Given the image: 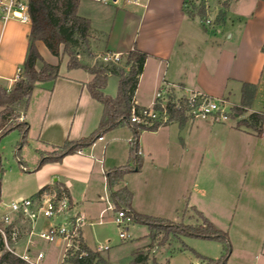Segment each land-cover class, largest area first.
<instances>
[{
  "label": "crops",
  "instance_id": "crops-1",
  "mask_svg": "<svg viewBox=\"0 0 264 264\" xmlns=\"http://www.w3.org/2000/svg\"><path fill=\"white\" fill-rule=\"evenodd\" d=\"M81 1L95 5L89 0ZM185 1L139 0L133 6L100 5V7H106L99 13L109 23L105 29L98 26L95 33L90 27V33H92L90 48L96 55L108 52L121 56L133 48L147 55L133 98L134 104L139 108L151 107L154 94L158 90L166 91L176 98L189 91L200 92L207 96L224 98L229 102L231 115L225 121L227 123L205 120L194 122L187 118L182 125L171 121L155 131H150L148 132L150 136H144L143 139L142 135L140 136L141 132L139 133L140 168L143 163L142 154L145 152L147 156L145 165L150 167L149 173L152 169L157 170L158 164L155 158L160 157L163 148L169 150L170 143H174L176 138L180 139L183 145L179 154L172 156L179 158L178 171L173 167L171 171L162 167L164 171L154 172L156 174L150 177L152 181L148 178V181L144 182L143 189H148L154 182L163 185L168 181L169 184L175 183V190L177 185V190L187 191L192 184L194 197L203 201L205 206L208 201L210 202L208 192L214 185L218 184L224 191L240 185V193L235 199L237 206L234 205V214L228 213L231 216L230 224L228 223V226L224 228L214 226L226 232L231 244L238 240L236 236L240 237L243 248L239 250L241 254L248 255L254 252L253 264H264V0L221 2L214 0L217 3V13L221 10L222 3H227L224 10L225 19L222 23L216 24L214 22L216 13L213 17L205 18L209 19L211 24L209 26L201 24L200 29L194 18L187 17L183 12ZM208 6H210L209 0ZM29 30L30 24L25 25L14 21L2 23L0 20V86L6 90L12 87L16 69L22 66L25 59ZM41 45H43L41 42L35 43L38 53L46 63L58 65L59 77L52 83L38 84L32 91L26 108L18 112L19 120L27 124V141L30 139L37 141L39 145L37 152L46 153L52 151L54 147L63 145L67 140L76 141L93 132L100 120L102 106L91 99L86 90L85 85L91 81L92 75L82 69L68 70L66 58L61 57L59 61L47 50L44 57ZM242 83L254 85L256 93L250 109L237 115L233 112V108L240 103ZM117 87L118 79L115 76H108L103 93L113 98L117 94ZM176 89L180 91V94L176 93ZM253 112L263 115L259 136L236 128L238 119L245 118ZM166 126L167 129H161ZM115 130L107 132L110 133L111 143L118 141ZM129 130L131 135L129 134L125 139L126 145L120 148L119 155L115 154L113 157L106 158L103 152L96 150L98 142H101L105 136L103 135L85 149L86 153H84L85 150H81L63 157L60 162L65 166V170L60 169L58 173L54 172L49 176V180L54 176L59 177V180H53V184L60 185L66 190L71 214L80 213L85 216L83 228L89 227L93 218L100 213L96 209L93 210L89 202L77 201L72 191L73 181L81 179L78 173L83 167L88 165L93 171L97 164L107 189L104 173L124 166L129 160V142L132 138V131L130 128ZM165 131L167 136L163 137L162 134ZM186 142L189 143L188 147ZM192 147L202 149L201 159L197 165L194 162V154H190ZM102 148L104 149V146ZM38 157H40L39 154ZM170 159L164 155L159 161H164L167 166L166 162ZM18 163L20 168L24 167L20 159ZM126 175L121 186L128 189ZM221 182L224 185H221ZM87 183L86 181L85 185ZM46 184L45 186L52 187ZM186 184L188 188L185 187ZM38 191L31 193L30 196H34ZM107 191L110 197V191L108 189ZM248 192H251L253 198H246L249 197ZM257 196L259 201H256ZM190 197L192 198V193ZM232 197L234 199V195ZM17 198L22 197L17 195L13 200ZM110 201L113 205L111 197ZM131 206L132 212L148 215L147 212H139L135 208L134 200ZM6 207L0 201V208ZM187 207L188 201H186ZM112 209L115 211L114 205ZM244 209L248 210L247 213L252 211L249 220L241 219ZM200 210L207 214L205 207L201 206ZM236 212H238L237 216ZM25 224L21 223L16 216L13 218V225L20 230V239L15 245L16 251L17 248L20 250V252L17 251L18 253L28 246H32L30 250L34 247L33 236L28 235L31 229L30 224ZM47 225L38 224L36 221L32 230L36 233ZM83 228L81 239L86 247L93 250L97 245L94 247L90 245L88 235ZM28 241L32 245H29ZM147 244L149 243L143 246ZM53 247L60 250L58 264H70L63 261L62 244L53 243ZM230 255H232L231 251ZM244 259L245 257L241 261L244 262Z\"/></svg>",
  "mask_w": 264,
  "mask_h": 264
},
{
  "label": "trees",
  "instance_id": "trees-1",
  "mask_svg": "<svg viewBox=\"0 0 264 264\" xmlns=\"http://www.w3.org/2000/svg\"><path fill=\"white\" fill-rule=\"evenodd\" d=\"M81 0H27L30 17V30L27 36V51L22 63V72L14 81L12 87L6 90L0 86V138L11 131H18L20 136L19 147L27 143V124L19 120L18 108H26L32 91L38 84L52 83L58 77V65L46 63L38 53L35 43L41 42L49 54L55 58L67 57L66 68L82 69L92 75L87 83L86 90L94 101L102 106V113L96 129L88 136L76 141H65L63 145L54 147L50 152H39L37 167L46 163L59 162L69 154L77 153L89 148L95 141L99 140L107 132L126 125L132 131V138L129 142V160L124 166L116 167L104 173L107 189L115 211L125 209L126 215L131 222L145 225L148 228L147 238L150 250L159 242L161 237L193 238L213 241L221 244L222 254L218 259H206L207 264H226L231 247L226 232L214 226L201 212L190 207L192 216L196 219L194 224L173 223L167 219L149 215L137 214L131 211V192L121 186L124 176L140 168L138 137L143 130L155 131L159 127L176 121L179 125L187 119L184 115L182 102L177 107L172 101L174 96L168 95L165 109L168 113V120L165 123L153 122L150 126H141L130 122L132 110L138 112L141 108L134 104L133 98L137 88L138 78L142 72L143 64L147 55L135 48L124 55L118 56L117 60L102 61L105 55H112L105 52L96 55L90 48V22L78 14V7ZM227 3L223 2L221 10L217 13L214 22L220 24L225 19ZM183 12L189 18L198 17L204 19L206 9L204 0L196 4L195 0H186ZM108 76H115L118 79L117 94L109 97L103 93ZM256 93L252 84L242 83L240 89V103L233 108V112L241 115L250 109ZM155 109H160L156 104ZM263 115L261 113H249L245 118L238 119L236 128L252 132L259 136L262 130ZM46 190H54L57 197L68 196L62 186L54 184L53 187H43L37 193ZM81 250L86 256L63 260L70 264H110L104 261L99 253L92 252L86 247L81 239ZM199 258H202L198 255ZM134 264L148 262V253L133 252ZM0 264H25L12 254H4L0 258ZM167 264V263H166Z\"/></svg>",
  "mask_w": 264,
  "mask_h": 264
},
{
  "label": "rangeland",
  "instance_id": "rangeland-1",
  "mask_svg": "<svg viewBox=\"0 0 264 264\" xmlns=\"http://www.w3.org/2000/svg\"><path fill=\"white\" fill-rule=\"evenodd\" d=\"M202 0H196L198 4ZM210 6H208V0H204V7L206 9L205 18L213 17L217 11V3L214 0H209ZM224 0H220L221 2ZM230 2V1H229ZM84 1H81L80 7L78 9V14L81 17H84L90 21L91 30L98 29L100 26L102 29H105L108 26V21L102 17L99 4H88ZM120 7V6H119ZM204 18V19H205ZM198 17H194L197 27L200 29L202 21ZM208 28V27H206ZM92 33H90L91 35ZM95 34H93L94 36ZM225 37V32L223 34ZM224 37L223 40H224ZM90 41V38H89ZM42 54L45 57L46 48L41 45ZM66 58V56H62ZM57 58L59 61L62 59ZM21 66H19L20 68ZM177 94H180L178 89L175 90ZM147 108V107H146ZM22 108L17 110L20 111ZM194 122L204 121L200 119H194ZM208 121V120H205ZM230 121V120H229ZM228 121V122H229ZM227 123V122H225ZM175 127V125H173ZM168 127H162L161 129H167ZM118 141L110 142V133H106L102 138L101 142H98L96 150L100 153L103 152L105 157H113L115 154L119 155L121 151L120 148H124L126 145L125 139H127L130 134V130L126 125L118 127L116 130ZM150 131L143 130L140 133L142 139L144 136L149 137ZM113 134V133H112ZM131 135V134H130ZM162 136H167L166 131L163 132ZM140 138V139H141ZM176 138V136H175ZM20 136L18 132H10L7 135L0 138V201L6 207L17 195H20L22 198L31 197V193H35L40 188L44 187L48 183L49 186L53 187V180L58 179V176H54L49 180V176L55 173H58L59 170H65V166L61 162L46 163L37 167L38 162V152L39 148L38 142L32 139L27 141L26 145L19 147ZM194 144V143H193ZM189 145L186 142V146ZM104 146V149L102 148ZM101 147V149H100ZM183 147L180 139L176 138L174 143H170V149L163 148V153L155 158V162L158 164L156 166L157 170L152 169L149 173L150 167L145 165L147 161L146 153L142 154V165L137 172L128 173L126 176V181L128 182V189L132 193V199L134 200V206L137 210L145 211L148 215L163 217L173 223L179 224H194L196 221L192 217V212L190 210L191 206H194L197 210H200V207H205L207 214L203 213L206 218H208L215 226L224 228L228 226V223L231 222V216L228 213L234 214V205L237 206L236 197L240 193V185L234 189H228L224 191L220 189L218 184L211 187L210 191L208 189L210 202L204 206L205 203L196 199L194 192H192V184L189 189L187 184L186 190H176L174 188L175 183L169 184L168 181L161 183L154 182L148 189H143L144 182L151 180V175H155L154 172L164 171L162 167L166 170L171 171L178 168L179 158H173L174 154H179V151ZM188 147V146H187ZM87 150L84 151L86 153ZM194 154V162L196 165L201 159V148H191L190 154ZM98 154V153H97ZM164 155L173 160H169L167 166L164 161L161 160ZM21 160L24 164L25 171L23 172L20 168L18 160ZM174 163V165H172ZM99 165L95 164L94 170H90V166L82 168V171H79L78 176L80 180L73 181L72 191L74 197L80 203L89 202L93 210H97L100 213L99 216L93 218L92 224L88 227L83 228L84 232L88 235L89 243L91 246L96 245H109V249L102 253H99V256L106 262L110 264H134L133 261V252L139 253H148V262L142 264H207L206 259H218L222 254V246L219 243L201 239L193 238H180V240L172 237H161L159 242H157L154 247L150 250L146 248V243H149V239L146 237L148 234V228L145 225L130 222L125 226H116L113 222L114 217L116 216L117 211H114L113 205L110 201L109 193L104 186V180L99 170L97 169ZM67 170V169H66ZM92 171V173L90 172ZM178 171V169H177ZM88 176V177H87ZM190 176H193L190 174ZM58 177V178H57ZM87 177V178H86ZM86 181L88 182L87 185ZM152 181V180H151ZM221 185H224L221 182ZM51 188V187H50ZM243 192V191H242ZM192 193V198L190 197ZM178 194L180 195L178 197ZM242 194V193H241ZM249 197L253 198L251 192L247 193ZM234 195V199L233 196ZM243 195V194H242ZM190 197V198H189ZM243 198V197H242ZM258 199V200H257ZM256 201H259L257 196ZM186 201H188V207L186 208ZM131 202V205H132ZM193 202L195 203L193 204ZM234 203V204H233ZM233 204V205H232ZM252 206V205H251ZM250 206V207H251ZM132 207V206H131ZM253 208V207H251ZM125 211V209H121ZM136 210V211H137ZM238 211V209H237ZM3 212H8L7 207L4 209L0 208V217ZM248 210L244 209V213L241 214V219L249 220L251 218V212L247 213ZM144 213V212H141ZM238 212H236L237 216ZM262 214V212H261ZM217 215V216H216ZM228 215V216H227ZM263 215V214H262ZM9 217L13 219L15 215L13 213L9 214ZM225 217V218H223ZM236 218V217H235ZM233 218V220H235ZM255 221V220H254ZM38 224L44 223L49 224L50 221L45 219H39ZM24 225H26L24 223ZM23 225V226H24ZM125 232L128 237L125 240L118 238L119 232ZM261 234V233H260ZM237 241L231 244L232 255L228 256L226 264H253L254 263V252L252 254L243 255L241 254L240 249H243L241 246V238L236 236ZM34 247L30 250L33 253L38 251L42 252L44 258L41 264H58V257L60 250L53 247V243H48L40 240L38 237L33 236ZM233 245V246H232ZM143 246V247H142ZM32 246H30L31 248ZM233 249V251H232ZM17 251L20 252V250ZM201 256L202 258L198 257ZM104 258H103V257ZM244 262L241 261L244 258ZM105 258L107 260H105Z\"/></svg>",
  "mask_w": 264,
  "mask_h": 264
},
{
  "label": "built area",
  "instance_id": "built-area-1",
  "mask_svg": "<svg viewBox=\"0 0 264 264\" xmlns=\"http://www.w3.org/2000/svg\"><path fill=\"white\" fill-rule=\"evenodd\" d=\"M102 6L123 5L133 6L139 0H89ZM0 20L2 23L14 21L20 24H30L27 0H0ZM203 26H209L211 21L204 19ZM117 55H105L102 61L117 60ZM22 69L17 68L15 80L18 79ZM170 93L158 90L153 97L152 106L141 108L138 112L132 110L130 122L141 126H150L153 122H167L169 116L165 109V104ZM184 108L183 112L186 118L190 120L200 119L208 120L214 123H222L229 119L231 115L230 104L224 98L211 97L200 92L189 91L179 97H174L172 103L177 107ZM156 104L160 109H155ZM25 171V168L21 166ZM8 212L0 217V258L8 253L19 258L25 264H41L44 255L38 251L33 253L30 247H26L21 253L15 249V245L20 239V230L13 225V219L9 217L13 213L19 218L21 223H29V236L38 237L40 240L48 243L62 244V258L77 257V259L86 256V252L80 251L81 230L85 225V216L80 213H72L70 203L66 196L57 197L54 190H46L28 198H17L7 205ZM39 219L50 221L46 227L36 233L32 230L33 224ZM116 226H125L131 222L126 212L120 210L116 213L113 220ZM128 237L125 232H119L118 238L125 240ZM30 241H28V244ZM29 245H32L31 243ZM109 245H97L92 252L101 253L107 251Z\"/></svg>",
  "mask_w": 264,
  "mask_h": 264
}]
</instances>
